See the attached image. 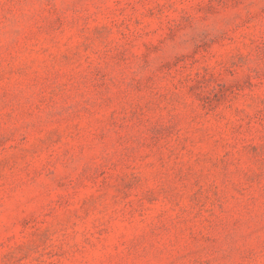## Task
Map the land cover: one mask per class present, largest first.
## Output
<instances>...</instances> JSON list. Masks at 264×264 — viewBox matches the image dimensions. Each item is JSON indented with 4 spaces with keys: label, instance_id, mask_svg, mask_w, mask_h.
<instances>
[{
    "label": "rangeland",
    "instance_id": "374dc122",
    "mask_svg": "<svg viewBox=\"0 0 264 264\" xmlns=\"http://www.w3.org/2000/svg\"><path fill=\"white\" fill-rule=\"evenodd\" d=\"M0 264H264V0H0Z\"/></svg>",
    "mask_w": 264,
    "mask_h": 264
}]
</instances>
